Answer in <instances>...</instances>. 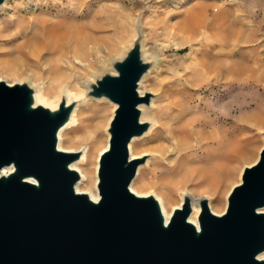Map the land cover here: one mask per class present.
I'll return each mask as SVG.
<instances>
[{
  "label": "water",
  "instance_id": "water-1",
  "mask_svg": "<svg viewBox=\"0 0 264 264\" xmlns=\"http://www.w3.org/2000/svg\"><path fill=\"white\" fill-rule=\"evenodd\" d=\"M141 45L135 38L87 89L116 105L98 158L97 200L76 190L80 173L71 164L81 151L58 147L77 102L36 104L29 84L0 80V264H264V146L221 214L198 199V225L188 219L189 194L166 220L153 194L131 190L144 158H132L129 143L151 125L141 119L151 98L139 91L151 66Z\"/></svg>",
  "mask_w": 264,
  "mask_h": 264
},
{
  "label": "rangeland",
  "instance_id": "rangeland-1",
  "mask_svg": "<svg viewBox=\"0 0 264 264\" xmlns=\"http://www.w3.org/2000/svg\"><path fill=\"white\" fill-rule=\"evenodd\" d=\"M198 9L205 13V19H211L215 12V87L205 80L201 87L190 91L193 101L189 109L199 110L197 117L201 121L192 128L196 133L194 147L175 161L177 153L170 151L174 139L168 132L172 121L167 117L171 98L159 97V90L149 92L150 100L156 98L159 106L160 127L137 141L136 151L145 152L139 156L144 162L133 181L136 179L143 190L151 187L149 194H164L171 184L160 183L162 178L180 162H188L186 168L191 169L198 161L203 170L215 169V191H208L210 182L194 177L187 182V194L197 199V205L198 199L206 197L211 210H225L228 189L237 181L239 171L257 160L264 146V0H6L0 7V62L7 71L4 80L27 84L39 81L33 76L34 67L9 74L11 68L21 64L16 50L22 38L12 34L19 22L46 18L68 27L74 45L89 46L81 50L91 67L79 70L81 73L73 81L74 91L92 72L96 73L95 81L108 71L114 61L111 57L133 35L132 43L140 38L141 44L153 53V61L158 63L153 74L157 80H168L177 72L182 76V85H188L192 74L189 69L185 72L183 65L192 63L200 51L208 48L207 30L199 35L196 29L194 14ZM185 16L191 21L192 35L190 31L187 43L175 50L178 38L187 36L183 33ZM136 23L140 25L136 27ZM48 67H41L44 81L49 78L45 72ZM93 99L97 98L88 96L84 89L83 97L76 100L77 106L81 104L79 128L64 133V146L96 141L93 148L97 152L107 142L106 122L116 105L103 99L105 102L98 107ZM92 130L94 136L87 139ZM172 192L168 201L173 210L182 201V191Z\"/></svg>",
  "mask_w": 264,
  "mask_h": 264
},
{
  "label": "bare ground",
  "instance_id": "bare-ground-1",
  "mask_svg": "<svg viewBox=\"0 0 264 264\" xmlns=\"http://www.w3.org/2000/svg\"><path fill=\"white\" fill-rule=\"evenodd\" d=\"M2 6L3 5L0 7ZM210 12H213V10H210ZM194 17L197 19L196 29L198 34L200 35L204 30H207L208 43H206V46H208V48L200 51L199 54L193 58L192 63L183 65L185 72L186 69H189L192 74V80H190L188 85H182V76L177 72H174L171 75L172 77L168 80H157L153 74L158 67V63L153 61V53L150 52L143 44L141 45L142 57L145 60L150 61L151 66L141 78L139 91L140 93H144L159 90V97L166 96L171 98V112L167 117L172 121L168 132L171 135L170 138L174 139V146L170 151H175V153H177L175 161L182 158V152H185L187 149H193L194 146L192 145V142L196 139V133L192 131V128L201 124V121L197 117V112L199 110L195 112L189 109L190 103L193 101L190 91L197 87H201L205 80L212 85V88L215 87V12L211 19H205V13L198 9V11L194 14ZM138 25L140 24L136 23V27ZM184 26L185 29L183 33L186 32L187 36L178 38V40L174 43L175 50L180 49V46L188 41L187 39L191 31V21L188 16H185L184 18ZM13 29L14 31L12 36L14 38H22V41L19 42L16 50L17 59H19L21 64L11 68L9 74H16L19 70L24 71L25 69H30L31 67L36 68L33 72V76H36L35 78L39 81L36 84L33 82L28 83L34 90L36 104H42L44 106L54 108L58 105L62 98H65L67 102H71L83 97L84 89L89 88V84L93 82V75L96 74L95 72H92L80 84V89L78 91L73 90V81L77 78L78 74L81 73L80 71L91 67V64L84 60L85 53L81 50L83 47H89L87 44H84V46L74 45L69 36V28L66 26L63 27L61 22L57 20L54 21L45 18L35 22L27 19L26 23L22 24L19 22ZM133 37L134 35L120 47L118 53L111 57V60L119 59L124 55V53L131 47ZM43 64L49 66L45 71L49 77L47 81L42 80L44 78L43 72L41 71ZM76 69L77 72L75 71ZM108 71L112 72L113 69L108 68ZM6 73L7 71L0 62V80H4V75ZM18 82L21 81L18 80ZM8 83L12 85L14 82ZM93 101L95 106L98 107L101 103L105 102L102 98L93 99ZM80 110L81 104L78 106L76 105L71 114L70 121L59 130L58 147L63 150L81 151V157L71 164V167L80 173V179L76 183V190L77 192L88 193L93 200H97L99 197L96 188L98 158L100 153L108 146V137H106L107 142L105 145L97 152H95L93 148L96 141H93L91 144L79 143L75 147L69 148L64 146V133L76 132L79 128L77 124L78 113ZM140 110L141 119L149 121L151 125L148 131L142 135L143 137H134L129 143V151L132 158L138 157L145 152L136 151V147L138 146L137 141L143 139L147 133L157 132L160 127L159 120L157 118L159 106L156 103V98L151 99L150 104L148 105L142 104L140 106ZM108 122H106V127L108 126ZM106 129L107 128H105V130ZM87 136H89L87 139L92 138L94 136L93 130L88 132ZM192 162L193 161H191V163ZM93 163L94 170L92 171L91 166ZM187 163L180 162L178 166H175L173 171L161 179L160 183L171 184V187H168L164 194L157 192L153 193L161 205V209L166 220L169 219L172 211V208H170V202L168 201L172 197V191L181 189L182 200L183 195L189 193V190L187 189V182L192 178L195 177L196 179L201 178L203 180H207L212 184L211 189L208 191H215V169L213 170L208 167L206 170H203L197 164L199 163L198 161H196L194 167L187 169ZM140 169L141 168L138 169V174ZM220 172L222 174L223 169H221ZM240 174L241 172L239 171L238 179L234 182L235 184L240 181ZM226 176L227 174H225V177ZM174 177L179 178L174 180ZM232 186L233 185H231L228 189V192ZM130 188L138 195H148V192L152 191L151 187L143 190V187H139L137 185L136 179L131 182ZM196 202L197 199L192 197L193 211L188 219L195 225H198L197 214L199 206ZM181 203L182 201L177 203L175 206L173 205L174 208L180 207ZM212 211L216 214H221L224 211V208L220 211ZM259 258H264V252L259 255Z\"/></svg>",
  "mask_w": 264,
  "mask_h": 264
}]
</instances>
